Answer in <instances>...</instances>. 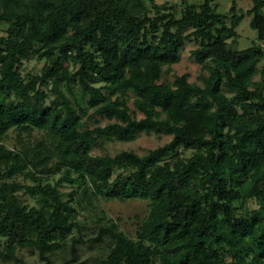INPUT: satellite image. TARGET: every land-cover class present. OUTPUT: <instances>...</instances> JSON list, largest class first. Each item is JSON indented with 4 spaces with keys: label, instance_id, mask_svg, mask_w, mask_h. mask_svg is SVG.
Listing matches in <instances>:
<instances>
[{
    "label": "trees",
    "instance_id": "trees-1",
    "mask_svg": "<svg viewBox=\"0 0 264 264\" xmlns=\"http://www.w3.org/2000/svg\"><path fill=\"white\" fill-rule=\"evenodd\" d=\"M218 5L0 0V142L17 133L0 143V263L65 244L103 197L149 207L135 236L101 228L113 245L94 264H264V44L240 49L237 31L250 18L264 40V0ZM189 43L198 82L173 68ZM143 133L172 139L93 155Z\"/></svg>",
    "mask_w": 264,
    "mask_h": 264
},
{
    "label": "rangeland",
    "instance_id": "rangeland-1",
    "mask_svg": "<svg viewBox=\"0 0 264 264\" xmlns=\"http://www.w3.org/2000/svg\"><path fill=\"white\" fill-rule=\"evenodd\" d=\"M203 0H156V4L166 5L163 12H173L174 9L180 11L184 8L185 3L200 4ZM218 10L223 14H228L232 7V0H218ZM238 8L243 11H248L252 8V0H238ZM238 41L240 49H247L254 44H264V40L258 38L257 32L250 27V18H246L238 27ZM2 34V33H0ZM196 48L195 44L189 43L180 55V60L173 68L175 73L179 75L189 74L191 82H198L203 70L192 58L191 53ZM44 67V62L32 60L25 62L23 74H39ZM259 80V78H256ZM51 87L46 86L44 90L49 91ZM93 111H89L91 115ZM87 114V115H88ZM85 120L86 117H84ZM95 120H100L97 117ZM91 126L95 125V121L89 122ZM101 124H106V121H101ZM35 137H39L37 133ZM17 133L11 132L6 141L0 142L8 147H13L16 143ZM172 137L161 134H141L138 139L132 142H118L113 140L105 141L101 146L93 151V155L110 154L115 156L121 151H135L140 155L146 154L150 150L157 149L168 144ZM186 157H190L192 152L189 151ZM58 178V177H56ZM22 180V179H20ZM29 183V182H26ZM66 193H71L73 189L66 187L63 190ZM31 204H34L30 200ZM255 206V204H252ZM148 202L145 200H129L121 202L118 200H108L100 197L98 202L93 207L86 204L87 211H82L79 216V222L82 224V232L75 233L65 244L58 246L55 250L45 253L43 257L34 249H24L19 252V256L24 259L27 264H62L66 259L72 256H77L78 260H87L90 264H94L105 258L110 251L113 242L108 234H100L103 227L108 226L110 222L117 224L120 229L130 236H135L137 228L141 221L145 218L148 212ZM13 264V263H0Z\"/></svg>",
    "mask_w": 264,
    "mask_h": 264
}]
</instances>
